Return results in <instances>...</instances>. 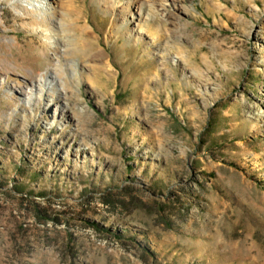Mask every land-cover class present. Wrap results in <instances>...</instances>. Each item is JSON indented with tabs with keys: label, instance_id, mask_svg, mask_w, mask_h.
<instances>
[{
	"label": "rangeland",
	"instance_id": "1",
	"mask_svg": "<svg viewBox=\"0 0 264 264\" xmlns=\"http://www.w3.org/2000/svg\"><path fill=\"white\" fill-rule=\"evenodd\" d=\"M25 1L0 0V264H264V0Z\"/></svg>",
	"mask_w": 264,
	"mask_h": 264
},
{
	"label": "bare ground",
	"instance_id": "2",
	"mask_svg": "<svg viewBox=\"0 0 264 264\" xmlns=\"http://www.w3.org/2000/svg\"><path fill=\"white\" fill-rule=\"evenodd\" d=\"M21 1V0H20ZM54 0H29L25 1L26 7H23L24 9H27V6L29 7L30 10L35 11V13H38L40 16V19L46 14H53L54 10ZM21 8V7H20ZM45 34L47 35L46 41L50 44L55 43V38L50 36V31L45 29ZM42 81H45V78L42 75H39L38 77L34 75H30V82L31 85L35 86V82L37 85H40Z\"/></svg>",
	"mask_w": 264,
	"mask_h": 264
}]
</instances>
